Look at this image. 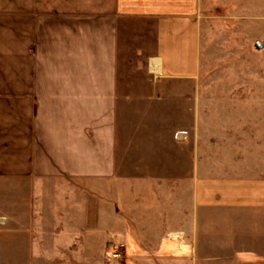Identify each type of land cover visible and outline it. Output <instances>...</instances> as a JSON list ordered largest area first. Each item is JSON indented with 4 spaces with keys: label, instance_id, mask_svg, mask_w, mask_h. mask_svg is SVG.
I'll use <instances>...</instances> for the list:
<instances>
[{
    "label": "crops",
    "instance_id": "crops-1",
    "mask_svg": "<svg viewBox=\"0 0 264 264\" xmlns=\"http://www.w3.org/2000/svg\"><path fill=\"white\" fill-rule=\"evenodd\" d=\"M200 8L3 0L4 264H78V237H97L83 210L93 197L106 207L101 237L124 245L118 264H264V157L206 137Z\"/></svg>",
    "mask_w": 264,
    "mask_h": 264
},
{
    "label": "rangeland",
    "instance_id": "rangeland-1",
    "mask_svg": "<svg viewBox=\"0 0 264 264\" xmlns=\"http://www.w3.org/2000/svg\"><path fill=\"white\" fill-rule=\"evenodd\" d=\"M2 4L3 0H0V5ZM198 15L201 23L198 83L200 100L204 101L205 105V132L206 135L209 134L206 137L215 140L218 139L219 134L230 136L233 138L232 145L244 144L245 149H248L246 158L262 161L264 157V0H201ZM220 127H223L227 133L224 130L219 133ZM213 130L218 134H214ZM250 136L254 139L251 140ZM239 139L245 141L235 143ZM211 145L212 143L210 147ZM101 204L100 198L93 197V203H86L83 206L84 214L85 211L90 210L95 213L94 220L87 225L95 230L93 235L97 237H78L74 243L75 261L72 254L68 255L73 262L103 264L106 250L111 248L112 243L119 244L118 240L112 242L101 237L100 226L102 223L104 225L108 223L105 214L103 220L99 216ZM49 208L54 212L57 211L54 207L49 206ZM103 208L106 207L103 205ZM13 213L19 220V206ZM30 218L31 216L27 218L29 223ZM40 218H44L42 214ZM47 218L52 220L55 226L59 224L63 228L68 225L65 222L56 223L58 217L54 214H50ZM5 219L4 194H1L0 232L6 228ZM95 219L98 221L96 222ZM109 219L112 221L111 215ZM71 224L85 230L80 223ZM20 226L19 221L14 222V229H21ZM59 226L57 228H60ZM5 240L0 236V264H4ZM14 240L19 241L21 238H13ZM90 248L93 253L89 251ZM128 252L127 256H129ZM18 258L21 259V263L25 262L22 254H18Z\"/></svg>",
    "mask_w": 264,
    "mask_h": 264
},
{
    "label": "built area",
    "instance_id": "built-area-1",
    "mask_svg": "<svg viewBox=\"0 0 264 264\" xmlns=\"http://www.w3.org/2000/svg\"><path fill=\"white\" fill-rule=\"evenodd\" d=\"M124 245L119 244L114 247L111 252L106 256L104 264H116L118 260L123 256Z\"/></svg>",
    "mask_w": 264,
    "mask_h": 264
}]
</instances>
